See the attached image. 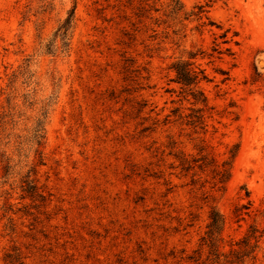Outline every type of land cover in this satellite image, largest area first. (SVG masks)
<instances>
[{
  "label": "rangeland",
  "instance_id": "rangeland-1",
  "mask_svg": "<svg viewBox=\"0 0 264 264\" xmlns=\"http://www.w3.org/2000/svg\"><path fill=\"white\" fill-rule=\"evenodd\" d=\"M177 1L183 10L166 16ZM146 3L159 11L138 16ZM201 3L0 0V264H203L213 206L226 218L224 250L251 225L264 229V0H214L213 25L184 18ZM71 9L69 48L57 39L47 51ZM179 58L207 74L205 129L164 121L192 107L172 68ZM236 144L224 189L210 168L182 171L174 155L221 163ZM199 248L200 261L185 257ZM254 264H264V235Z\"/></svg>",
  "mask_w": 264,
  "mask_h": 264
},
{
  "label": "trees",
  "instance_id": "trees-1",
  "mask_svg": "<svg viewBox=\"0 0 264 264\" xmlns=\"http://www.w3.org/2000/svg\"><path fill=\"white\" fill-rule=\"evenodd\" d=\"M203 1L204 3L195 6L197 11L185 13L184 18L188 19L192 15L197 17V19H202L205 17L207 21H202V25H213L214 22L210 19V16L206 14L208 11L206 10V7L211 6L214 0ZM152 9L159 11V8L146 3L145 5L139 6L137 8V15L143 16L146 13H149ZM182 10V4L177 1L175 4L170 6L168 13H165V15L174 19L177 18V15ZM74 18L75 11L74 9H71L68 12V15L60 22L57 29L55 30V38L46 45L47 51L52 52V50H56L55 45L57 39L60 40V46L63 49L66 50L69 48L74 26ZM155 20L159 23V19ZM164 22H166V20H164ZM228 33L229 29H226L220 33L219 37L223 39L222 42H228L231 39ZM215 40L212 50L214 52H221L219 42H215ZM197 55V52H189L190 59H194ZM172 68L176 73L177 81L182 85L181 92L185 97H190L192 100V107L190 108V112L187 114H183L179 107H174L171 112L166 115L164 119L165 123L184 121L185 124L191 125L194 128L200 127L205 129L207 126L205 112L210 107H208V98L199 85L202 80L208 79L205 70L196 63V60H184L182 58L175 60L172 63ZM44 118L39 119L34 127L33 139L38 146L43 143V139L45 138ZM205 147L206 146L204 144H201L199 148L200 152H204L206 150ZM238 147V144L233 146L230 149V159L223 160L221 163H217V161L214 160V157H211L208 152L203 153L199 157L193 158H190L181 151L175 152L174 155L179 160L178 166H180L182 171L188 172L196 165L201 170H204L206 167L210 168L212 173L213 187L219 186V189H224L226 182L231 176L232 158H234L236 155ZM2 160H5L6 164L4 166V170L6 173H8L11 167L10 157L3 155ZM42 161V152H39V163H42ZM27 183L28 186L23 189L28 192L29 195L35 196L36 190L34 184H32L31 180H29ZM37 196L44 198L43 192L37 193ZM248 207V204H244L241 207H237L235 209V215L238 217L237 220L242 218L243 214L246 213L243 211V209H248ZM209 218L210 221L207 225V230L205 235L201 238L202 246H206L208 249L205 259L202 260L203 264H254L257 259V250L260 247V240L264 235V229L260 230L257 226L251 225L247 232L240 239L231 242L230 248L228 250H224L222 242L224 239L223 231L226 225V218L214 206L211 209ZM195 252H197V255H187L185 257L194 261H200L202 258V250L199 248ZM183 257L184 256H181L182 259ZM15 258L16 261H18L20 259V254L17 253ZM20 264H22V262H20Z\"/></svg>",
  "mask_w": 264,
  "mask_h": 264
}]
</instances>
